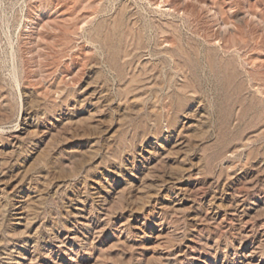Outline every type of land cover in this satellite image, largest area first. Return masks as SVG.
Returning <instances> with one entry per match:
<instances>
[{
  "label": "rangeland",
  "instance_id": "obj_1",
  "mask_svg": "<svg viewBox=\"0 0 264 264\" xmlns=\"http://www.w3.org/2000/svg\"><path fill=\"white\" fill-rule=\"evenodd\" d=\"M0 264H264V0H0Z\"/></svg>",
  "mask_w": 264,
  "mask_h": 264
}]
</instances>
